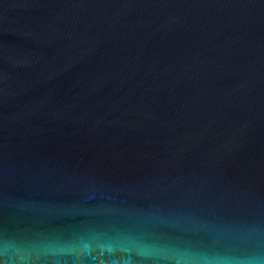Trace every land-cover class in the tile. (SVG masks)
<instances>
[{"label": "water", "instance_id": "water-1", "mask_svg": "<svg viewBox=\"0 0 264 264\" xmlns=\"http://www.w3.org/2000/svg\"><path fill=\"white\" fill-rule=\"evenodd\" d=\"M0 264H264V0H0Z\"/></svg>", "mask_w": 264, "mask_h": 264}]
</instances>
